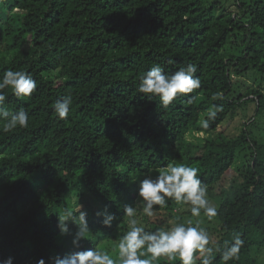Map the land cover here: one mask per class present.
Segmentation results:
<instances>
[{"label": "trees", "instance_id": "1", "mask_svg": "<svg viewBox=\"0 0 264 264\" xmlns=\"http://www.w3.org/2000/svg\"><path fill=\"white\" fill-rule=\"evenodd\" d=\"M156 64L168 72L197 66L202 86L191 105L177 99L164 109L137 92L140 75ZM9 68L28 71L38 87L24 100L4 92L6 107H23L30 119L26 129L0 133V260L49 264L73 250L57 214L79 203L93 230L83 246L114 256L133 179L185 163L199 168L218 209L213 221L199 218L212 239L222 246L244 234L240 259L229 264H261L264 0H0V75ZM220 91L223 111L202 130L198 121ZM65 95L71 109L58 121L51 106ZM247 106L238 135L220 130ZM105 206L117 215L112 228L95 215ZM187 207L171 202L137 219L149 230L195 221Z\"/></svg>", "mask_w": 264, "mask_h": 264}, {"label": "clouds", "instance_id": "2", "mask_svg": "<svg viewBox=\"0 0 264 264\" xmlns=\"http://www.w3.org/2000/svg\"><path fill=\"white\" fill-rule=\"evenodd\" d=\"M197 71L195 64H187L172 72L156 64L140 75L137 92L148 100L158 98L164 109L177 99H184L191 105L195 99L192 94L202 86ZM37 87V81L28 71L11 68L3 71L0 75V133L26 129L30 119L23 107L15 111L6 107L5 90L18 100H24L31 98ZM223 97L222 91L210 96L213 103L199 119L200 129H209L223 111V105L215 103ZM71 105V95H65L52 104L51 110L58 121H63L68 118ZM140 177L137 175L132 181L137 182L133 203H125L119 208L126 223L118 243L112 246L114 256L93 245L83 246L82 241H89V233L93 230L89 226L87 210L79 203L73 210L57 214L59 233L72 237L73 250L49 257V264H214L217 256L220 264H229L240 259L245 246L243 233L234 232L221 246V242L213 240L207 228L202 226L201 215L213 221L218 216V209L210 202L199 168L185 163L170 164L163 170L149 171ZM171 202L188 206L187 210L195 221L176 218L169 221L167 227L151 230L138 221V216L152 218L158 207L164 208ZM95 215L104 228H112L117 220L116 213L107 206L98 209ZM69 222H74L75 231ZM13 259L9 256L0 260V264H13ZM37 264H46L45 259L41 258Z\"/></svg>", "mask_w": 264, "mask_h": 264}, {"label": "rangeland", "instance_id": "3", "mask_svg": "<svg viewBox=\"0 0 264 264\" xmlns=\"http://www.w3.org/2000/svg\"><path fill=\"white\" fill-rule=\"evenodd\" d=\"M246 78V80H248L250 83H253L254 81L252 80V78L248 77V76H245L244 79ZM256 85V84H255ZM263 87V90H264V85L262 86ZM248 111V106L245 107L244 109V112H242L243 114L240 115V117H242V119L240 118H228L227 120H225L223 122V124L221 125L220 127V130H223L225 133L231 135V136H236L238 135L240 132H241V128H242V124L243 122H248L249 120V114H251V110H250V113L247 112ZM238 117V116H237ZM260 120V124H259V127L264 129V111L261 115H259L257 117V120ZM258 127L255 126L253 128L254 131H256V128ZM233 174H236L234 171L230 172V175H233ZM242 178L238 179V181H240ZM262 257H261V264H264V249L261 253Z\"/></svg>", "mask_w": 264, "mask_h": 264}]
</instances>
